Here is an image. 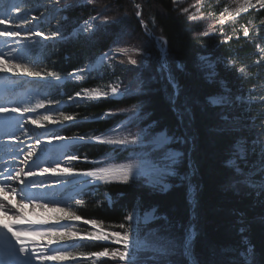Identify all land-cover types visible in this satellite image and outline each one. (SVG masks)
<instances>
[{"label":"trees","instance_id":"trees-1","mask_svg":"<svg viewBox=\"0 0 264 264\" xmlns=\"http://www.w3.org/2000/svg\"><path fill=\"white\" fill-rule=\"evenodd\" d=\"M94 1L61 0L59 3L58 26L64 38L46 41L43 45L50 48L47 54L52 58L51 64L62 74L61 77L65 76L57 87L68 99L76 93L85 94V90L90 93L98 90L105 76L119 73L120 89H127L128 94L120 98L101 96L94 100H80L75 106H63L61 109L73 115L76 123L67 122L56 132L87 137L104 131L119 119L118 124H124L126 119L122 116L137 109L139 113L133 123L139 121L141 126L153 125L150 133L166 130L173 138L171 146L180 148L183 154L176 166V174L167 178V190L148 185L142 178L127 184L118 180L103 182L98 185L97 196L91 198L89 189H86L83 203L74 208L75 214L83 221L94 219L109 231L123 232L125 229L118 226L125 224L126 212L133 205L137 204L141 211L155 208L157 219L146 224L144 235L142 232L141 235L144 237L149 231L156 230V236L171 237L182 245L191 228V260L194 264H246L239 252L245 250L247 245L252 248V264H264V205L260 203L264 195L258 197L256 190L241 188L238 191L227 186L233 172L224 165L225 149L233 136L214 131L220 123L222 108L208 103L209 96L226 91L231 106H225L223 111L230 117H240L243 112L246 92L255 83L253 76L241 74L240 68L243 66L251 73L260 72L257 69L259 62L256 60L258 54L255 45L259 38L264 41V6L239 13L234 23L228 20L221 27L215 24L217 29L233 26V32L223 41L221 37L225 33L217 37L205 34L206 25L180 12L174 0H101L99 4ZM137 4L140 5L139 9L136 8ZM137 11L141 14L139 17L136 16ZM90 16L96 19L90 23L91 28L86 35L74 34L73 28ZM140 20L146 25L143 26ZM249 21L254 24L259 36L251 42L242 34L239 26V23L247 24ZM144 30H151L152 37ZM254 36L252 30L251 37ZM155 38L164 39L167 69L162 65L164 62L161 61ZM111 47L128 49L138 64L128 63L126 55L109 56L107 61L114 62V71L113 68L101 67L90 69L87 73L79 71ZM137 49L140 50L139 55L135 53ZM202 54L215 58L212 76L209 68L200 62ZM123 65L126 66L125 70H121ZM74 71L77 76L73 74ZM169 74L177 85L175 90L169 82ZM45 88L49 92L53 90L48 86ZM237 97L240 99L237 100ZM261 103H264L263 98L254 99L250 105L258 106ZM236 104L237 108L234 106ZM174 108L182 114V121ZM106 109L114 113L102 116ZM240 123L242 130L234 136L248 140L246 126L242 121ZM72 150L78 154L85 152L88 157H100L101 153L112 151L114 159L118 161L125 159L128 153L107 144L91 142L73 146ZM254 179H259V176ZM105 193L111 198L109 205L103 199ZM71 225L80 235L92 231L82 221H73ZM242 227L245 229L243 233L240 232ZM72 243H76L71 249L72 256L77 258L65 259L66 264H120L112 257H102L97 261L87 259L90 253L104 247L113 250L116 247L113 243L81 241L78 238ZM140 255L143 259L151 253ZM168 262L190 264L189 258L182 255V248H177L166 259L147 260L146 264Z\"/></svg>","mask_w":264,"mask_h":264},{"label":"snow or ice","instance_id":"snow-or-ice-1","mask_svg":"<svg viewBox=\"0 0 264 264\" xmlns=\"http://www.w3.org/2000/svg\"><path fill=\"white\" fill-rule=\"evenodd\" d=\"M61 0H53V8L56 9ZM89 3L92 0H88ZM249 6L252 5V0H245ZM264 6V0H257ZM136 8L139 9L140 5L137 4ZM5 16L0 18V25H5L6 23H12L13 27H4L0 30V37H21L23 33V39L16 40L15 43L17 47L9 48L8 52H0V73H12L14 76H18L20 79L17 80H6L4 85L6 89L10 92L15 90V86L22 85L25 83L23 77L33 78L32 82H44V83H54L60 80V77L55 73L47 70H42L36 67L30 66L28 63L24 62V56L29 53L30 46H34L37 41L33 40V37H43L45 41L54 38H64L61 32V28L58 26L55 30L51 32L50 36L44 35L41 31H34L32 28L25 27L30 25L32 21H38L43 17H31L25 13L21 15V7L19 4L9 3L4 7ZM14 11L17 15L11 17L8 15L9 12ZM187 11V9H185ZM239 11V9H238ZM141 14L139 11L136 12V16L139 17ZM95 20L96 17H92ZM16 21H20L16 23ZM143 23V20H141ZM91 28L89 21H85L84 31L88 32ZM245 36L248 35L247 30L244 32ZM25 40L29 41V44H25ZM264 51V50H262ZM117 53L126 55L128 57V63L132 65H137L138 60L133 58V55L129 53L126 48H117ZM137 55L140 54V50H135ZM166 53L161 52V61H165ZM106 58L109 55L105 54ZM203 59V57L201 58ZM163 67L167 69L166 62L163 63ZM178 67H182L178 65ZM81 72H89L90 69H80ZM52 77L53 80L48 78ZM169 82L172 84L174 90L177 85L174 83L171 74H169ZM12 85V88H8ZM139 91V89H137ZM128 94V90H120L119 84L110 86V93H90L85 90V95L81 96V93H76V97L80 100L88 101L98 99L101 95L108 97L124 96ZM178 94V93H177ZM76 97H69V101L75 106L78 105L79 101ZM237 100L240 98L237 97ZM61 101H49L48 107L45 103L40 102L35 107H21L19 104L15 106L5 105L0 106V113H19V118L16 119L14 127L17 128L18 135L15 136L16 140L20 139V136H29L28 129L25 128V122L35 125L37 128L45 127L48 123L59 124L62 128L65 126V122L69 124H75L76 118L73 115L65 114L63 110L59 107ZM208 103L210 106L216 107L220 106L222 111L219 115L220 123L214 129L217 134L224 136H233L232 142L225 149V167L232 170L233 175L229 177L228 187L237 189L238 191L243 189L256 190L255 194L259 197L264 195V142L259 139H253L251 141L247 140L242 136H234L235 133H239L242 130L243 125L240 123L239 117H230V115L223 111L225 106L230 107L231 102L225 98L222 102L220 98L209 97ZM173 104H175V99H173ZM55 105V106H53ZM37 109H44L45 114H37V118H32L31 116H25L26 113H37ZM174 111L178 112V118L183 120L182 114H179V110L174 108ZM127 111V110H122ZM50 112H59L61 120H54L53 116L49 114ZM108 115V114H105ZM120 128H125L126 125H120ZM153 125H149L144 128L139 133L127 132L126 134H117L114 138H106L101 136H96L94 139L100 143L113 146L116 150L120 152H129V156L126 158L128 160L125 164L112 165V166H99L91 170L76 172L72 167H61L60 160H52L49 157L51 164H55V167H41L36 164L35 160L32 158L37 156L38 152H45L46 149L43 148V143L41 139L37 136L35 140V146L28 145L27 151H24L23 143L18 145L16 148L15 155L13 159H16L19 155H23V160L21 163L25 167L19 170L7 168L0 172V214H3L2 220H7V222H2L0 220V264H43L46 260H64L67 258L76 259L72 256L70 248L74 245H65L59 243L60 241H68L73 238L78 237L81 241H111L116 245L122 246V248L113 249L111 252L108 247H104L102 251L90 253L92 257H109L117 259L120 264H146L147 260L159 261L162 258L166 259L170 255L174 254L177 248H182V255L188 257L190 260L192 258L191 253V241L192 236H188L183 244H179L178 241L167 236H156V230H151L143 238L140 236V224L141 220L144 224H148L151 220L157 219L154 215L156 209H151V212H146L143 218H141L138 211H134L125 217L130 223L126 226L121 223L118 227L125 229V231H91L86 235H79L77 232L72 231L68 226L60 223L61 220H80L81 217L77 216L74 212H70L67 208L63 207H53L48 209L49 202L39 203L38 197L32 194V189L40 190L45 185V180L37 181L36 179H29V177L48 176L55 177L59 174L68 175H80L84 177L92 178V182H105L110 183L112 180H118L121 183L127 184L129 181H137L141 177L145 178L147 182L153 186L160 185L162 190H167L169 185L164 183L165 177L175 175L173 171V166L177 164L178 157L181 156L179 152L169 151L167 154L160 157L158 160L152 158L153 152L156 149H161L167 145L172 139L164 132H159L149 139V130ZM114 133L117 131L115 128L112 130ZM92 137L84 136H73V137H62L59 135H52L48 137L46 142L51 145L53 141H65L68 140L72 144H81L85 142H91ZM183 143V141H180ZM154 146V147H153ZM252 155L257 156V160L254 163L249 162V157ZM68 161H77L80 157L76 154H68ZM87 160V157L84 158ZM97 165H103L104 161L93 162ZM243 165V167H242ZM39 168V173L35 171ZM248 168V171H245ZM259 176V179H254ZM238 186H240L238 188ZM246 194H252L247 192ZM19 197L17 204H13L9 197L15 198ZM32 204L33 207L45 208L52 212L64 213V215L57 217L55 223L48 225L47 220H28L23 215V209L27 207L24 202ZM77 204H82L83 200H77ZM260 203L264 205V200H260ZM166 219V218H165ZM84 224L92 225L94 228L97 226L96 220H84ZM245 229L240 228V232L243 233ZM29 237H47L48 245L57 243V247H47L45 250L41 251L37 246L35 239H29ZM150 237H154L150 239ZM51 253V254H49ZM141 253H151V255L141 258ZM245 259L246 264H252V248L248 247L247 253L241 251L239 254ZM170 264V262H168ZM194 264V262H193Z\"/></svg>","mask_w":264,"mask_h":264},{"label":"rangeland","instance_id":"rangeland-1","mask_svg":"<svg viewBox=\"0 0 264 264\" xmlns=\"http://www.w3.org/2000/svg\"><path fill=\"white\" fill-rule=\"evenodd\" d=\"M92 1H94V0H92ZM100 1L101 0H95L94 2H97V4H99ZM174 1L176 3L177 9L180 12L184 13L190 19H193L194 21H198L201 25H206L205 34L217 37L220 34L225 33L221 37L223 41L227 40V36L231 35L229 33L233 32L234 29H233L232 25L227 26L225 28H223V26H222V28H220L221 25L225 24L228 20L232 21V23H234L233 20L238 16L239 13H243L246 10H249L253 7L262 6L260 3H257V0H252L253 6H249L245 2V0H174ZM10 2L14 3V4H19L21 7V13L20 14L24 15L26 13L29 16L30 20H31V17H33V16L41 17V14L43 13V17L41 19H39L38 21H32L30 25L25 26L26 28L30 26L32 28V30L41 31L44 33V35L50 36L51 32L58 27V16L60 14L58 12V9L60 8V6L58 5L57 8L54 9L53 8V0H0V18L5 16L4 7H5V5L9 4ZM185 9H187V11H185ZM238 9H239V11H238ZM254 9H256V8H254ZM8 15L11 17H15L17 14L14 11H12V12H9ZM87 21H89V22L91 21V16L88 18ZM19 22L20 21H16V23H19ZM140 22H141V20H140ZM217 23H218V25H220V27L218 29L215 26V24H217ZM245 23L246 22L239 23L242 34L245 35L244 32H245V30H247V32L249 33L246 36L247 40L250 42L254 39L257 40L259 38V36L257 35V32L255 31L256 27H253L254 24L252 23V21H249L247 24H245ZM142 25L144 26L146 24H142ZM13 26L14 25L12 23H6L5 25H0V30H2L4 27H13ZM251 27H253L252 30H253V34L255 35L254 37H251V31H252ZM84 28H85V23L79 25L77 30H73L74 34L78 33L80 35H84V34L86 35L87 32L84 31ZM144 31H146V30H144ZM146 33L149 37H152V35H153L151 30L146 31ZM20 39H23V33H22L21 37H8V36L0 37V52L6 53V52H8L9 48L17 47L15 41L20 40ZM32 39L37 41V43L34 46H30L29 53L24 56V62L28 63L32 67H36V68H39L42 70L51 71V72L55 73L56 75L61 76L62 74L60 72H58V69L55 68L51 64L52 58L49 57V55L47 54V52H50V48L49 47L47 48V46L43 47L44 43L46 42L43 39V37H33ZM56 39L57 38L47 40V41L53 42ZM259 40L260 41L256 43L255 47H256V52L258 54L256 60L259 62V63H257L258 64L257 69L260 72L258 73L256 71H253L251 73L249 70H247L243 66H241V68H240L241 74L253 76V82L255 84L253 86H250L248 91L246 92V95H245L246 98L244 100L245 105L242 108L243 112H241V115L239 118H240V121H242L244 123V125L246 126V129H247L248 134H249V136H248L249 141H251L253 139H259L261 142H264V103L258 104V106L257 105L256 106L250 105L251 102L254 101V99L258 100V99L263 98V100H264V51H262V50H264V41L261 40L260 38H259ZM154 41L156 42V45L160 49V52H161V49L164 48V46H163L164 45V39L163 38H155ZM24 42H25V44H29V41H27V40H25ZM32 53H34L35 55L33 56ZM100 55L101 54L96 56V58L94 59V62L98 61L100 59L99 58ZM145 55L149 56V53H146ZM202 57H203V59H201ZM214 61H215V58L208 56L207 54H202L200 56V62L202 65L209 68L210 76H212L214 74V71L212 70V67L214 66ZM93 63L87 64L85 67H83L81 69H90V68L91 69H98L101 67V68H108L109 70H112V68H113V71L115 70V68L113 67L114 62L111 63L110 61H107V58L102 59L101 62H98L94 67H91L96 62L94 64ZM162 65H163V63H162ZM125 68H126L125 65L121 66V70H125ZM75 72L76 71H74L73 74ZM71 74H67V76H70ZM74 75L77 76L76 74H74ZM118 75H119V73H117V74L114 73L111 76H105L104 80L101 81V87L98 90H95L91 93H93V94L110 93V86H113V85H115L121 81V79ZM16 77H18V76H14L12 73H0V89H4V87H5L4 82L6 80H9V79L14 80ZM27 78H29V77H27ZM30 79L33 80V78H30ZM48 79L51 80L53 78L49 77ZM46 86L51 87L53 90H50V92H47V90L44 88L42 90H40L42 87H46ZM30 87H31L30 89L24 88L23 91H28L27 93H25L26 95L28 93L30 94L29 98L32 100L31 105L27 106L26 104H24V105L21 104L20 105L21 107H29V108L35 107L40 102L45 103V106L48 107L49 101H61L62 103L59 105L60 108H62L63 106H64V108H66L68 105L72 104L69 101V98L66 99L63 96V94H64L63 91L59 90V88L57 86H54V83L32 82ZM8 88H10V87L8 86ZM224 88H225V86H224ZM83 95H85V94L81 93V96H83ZM101 96H103V95H101ZM72 97H76V94L73 95ZM209 97L220 98L222 100V102L225 98H227L228 101L230 100L229 95L227 94L226 91L215 93ZM76 99L80 103V98L76 97ZM53 106H55V105H53ZM234 106L236 108L238 107L237 104ZM64 108L61 110H63L65 112ZM122 110L123 109H121V111ZM113 113H114L113 110L106 109L102 112V116H105V114H113ZM7 114H13V113L9 112ZM15 114L17 115L18 113H15ZM37 114L43 115V114H45V110L44 109H37V113L29 112V113H26L25 116H31L32 118H37ZM49 114H51L53 116L54 120H61L62 119L59 116V112H50ZM137 115H138V111H136L135 113H132L131 115L125 117L124 119H126V122L122 125H126V127L123 129L119 127L121 125V123L118 124L121 121V119H119L115 123H112V125H110L108 128H106L104 131L95 133L93 135H89L90 137L93 138L92 143H100L94 139L96 136H101V137H106V138H114L117 136V134L122 135V134H126L127 132H131V133L141 132L144 128H147L148 126H141L139 124V121L132 123L133 119H135ZM65 123H67V122H65ZM24 126L26 129L30 130L29 136L31 137V140L33 139V136H40V137L44 136L42 138L48 139V137H50L54 134L56 135V129L61 127L58 123L57 124L48 123L45 127L37 128L35 125H32V124L27 123V122H25ZM114 128L117 130L115 133L112 131ZM45 129H47V133H46L47 136L41 135V133H40L42 130H45ZM159 132H164V130L158 131L156 133H150L149 139ZM43 134H45V133H43ZM61 136L65 137L63 135H61ZM73 136H75V135H73ZM73 136H71V137H73ZM169 137H171V136H169ZM7 138H9V137H7ZM26 138H28V137H26ZM68 138H70V137H68ZM10 139H14V137L12 136ZM172 139L163 148L156 149V151L153 152L152 158L154 160H156V158L159 159L163 155L167 154V152H169V151L179 152V153H181V156H182L183 152L180 150V148L175 147V146H171ZM2 140H4V138H2ZM9 141H11V140H9ZM54 142L55 141H53V143ZM57 142H59V141H57ZM32 144H33V142H32ZM76 145L77 144H74V145L69 146L67 149H64L63 150L64 154L60 153L61 151L58 148H56V149L52 150L49 153V155L52 158H56L57 156H59L57 159H59V160L65 159L66 161H68L66 158L67 155H65L66 150H68L70 152V154H76L80 157V159L77 161H68L67 162L68 167L73 168L74 164H76V167L78 168L77 170L74 168V170L76 172L86 171V170H83V169H85V167L84 166H78L77 162H82L81 159L83 157L85 158L88 156H86V154H84L85 152H83L82 154H78L77 152H74L72 150V147L76 146ZM109 153H107V152L101 153L100 157H98L100 160H98V161H104V164L103 165L91 164L92 166H90L91 167L90 170L95 168V167H99V166H112L113 164L114 165L119 164L118 162H120V161L114 159L112 151H109ZM127 156H129V153L127 154ZM181 156L178 157L177 164H175L173 166V171L175 172V174H176V166L180 162ZM19 160H23V159H19ZM256 160H257L256 155H252L249 157L250 163H254V162H256ZM168 177H165V179H164L165 184L169 183L167 180ZM141 178L144 180L145 183H147L148 185H151L147 182V180L145 178H143V177H141ZM90 179H92V178H88V177L82 178V176H80V175L79 176L74 175V176L63 177L62 181H63V183H65V182L68 183V185H67L68 187H65L64 189H60L61 191H59V190L55 191V193H57L55 195L69 193L68 191L71 189H72V192L75 193V195H73L71 198L64 199V201L60 204L49 203L48 209H51L53 207H63V208H67L70 212H74L75 211L74 208L77 205L76 201L77 200H83L84 201V199H85L84 194H85L86 190L85 191L83 190L84 192L83 191L80 192V190H81L80 188L83 184L88 183ZM155 187H158V188L161 187L162 188V186H160V185H157ZM66 189H68V191H66V193H63V191ZM89 191H90V197L91 198H92V196H97L99 193L98 183L91 186V188H89ZM103 199L108 205L111 203V198L109 197L108 193L104 194ZM27 205L30 206L29 203H27ZM48 209L43 208V215H45V218H43V219L47 220L50 224L55 223V220L57 217L64 215V213L52 212V211H49ZM134 211H138L141 218H143V216L145 215L146 212H151V209L141 211L140 208L138 207V205L135 204L129 210H127L126 216L129 214H132ZM154 215H155V213H154ZM73 221H75V222L82 221V219H80V220L65 219V220H61L60 223L68 226L72 231H74L72 229V225H71ZM124 221H125L126 226L130 223L126 219H124ZM88 226L92 229V231H99L101 229L104 231H108L107 229L101 228V226H99L98 224L95 228L92 225H88ZM145 226H146V224H144L141 220L140 235H141V232H142V235H144L145 231L143 232V230H144ZM190 233L192 235V229L191 228H189L188 233L186 235V238ZM76 238H78V237H76ZM76 238H73V240H75ZM73 240L72 241L68 240L67 242L60 241L59 243L63 242L62 244L75 246L76 243L73 244L72 243ZM36 242H37V246L42 248V249H40L41 251L45 250L49 246L53 247V248L57 247V243H53L52 245H48V238L47 237H37ZM107 242H111V241H107ZM249 246L250 245H247L246 249L240 250V252L243 251V252L247 253V249ZM116 248H119V246L116 245V247L114 249H116ZM49 254H51V253H49ZM252 256H251V259H252ZM100 258H102V257H92L89 255V257L87 259H91L92 261H97ZM44 263H47V264H66V262H63V261L62 262H56L53 260H46V261H44Z\"/></svg>","mask_w":264,"mask_h":264},{"label":"bare ground","instance_id":"bare-ground-1","mask_svg":"<svg viewBox=\"0 0 264 264\" xmlns=\"http://www.w3.org/2000/svg\"><path fill=\"white\" fill-rule=\"evenodd\" d=\"M19 79L18 77H16L14 80H17ZM25 79H27V82H26V85H24L25 88H27V86H29L30 84H32V79L30 78H27L25 77ZM21 86V85H19ZM23 87V88H24ZM11 88V87H10ZM2 91H7L8 89H6V87H4V89H1ZM17 90H20V87L17 88ZM24 90V89H23ZM24 93H27L28 91H23ZM19 118V114H5V113H1L0 114V172H3L6 168L8 170H12V169H20L22 168V163L21 161L22 160H19V159H23V155H19L16 159H13V156L15 155V152H16V148L18 145H21V142L23 143V148H24V151L26 152L27 151V147L28 145H33L35 146V140L37 138V136H33V139L31 140V138H21L19 140H16L15 139V136L18 135L12 128L11 126L14 125L16 119ZM41 135H45L47 136V129L45 130H42L41 132ZM45 133V134H43ZM14 137V139H12V142H6L5 140H2V138H7L9 137V139L11 137ZM42 143H43V148L47 150V147H50L51 145H56V146H61V147H67V146H70V141L68 140H65V141H59V142H56V143H52L51 145H49L46 140L47 139H44L40 136H38ZM33 142V144H32ZM46 152V151H45ZM45 152H38L37 153V156H34L32 159H37L35 160L36 164L42 166H48V167H55V164H51L50 161H49V157L50 155H46ZM59 157V156H58ZM52 159V157H51ZM41 160V161H40ZM52 160H55V159H52ZM156 160H158L156 158ZM40 161V162H39ZM68 161H66L65 159L63 160H60V165L61 167H68ZM127 162H121L117 165H120V164H125ZM114 165V164H113ZM105 167H108V166H105ZM38 169V168H36ZM39 173V171L37 172V174ZM61 175H66V174H61ZM39 176V174H38ZM40 177H43V179L41 180H45V185L44 187H42L40 190H37V189H32L31 192L32 194H34L35 196L38 197V201L39 203H43L45 202L43 200V197H48V198H52L51 201H48L49 203L51 204H60L64 201L65 198H63L62 196L60 197V195H55L57 193H55L54 191H51V189L48 188V183H47V180H49V177L47 174L45 176H40ZM35 177H29V179H34ZM82 178H84V176H82ZM90 178V177H88ZM50 185V184H49ZM9 199H11L12 203L14 204V198L12 197H9ZM19 200L15 201V203L17 204ZM25 204L28 203V201H25L24 202ZM48 203V204H49ZM30 204V203H29ZM30 207L29 209H27L26 207L23 209V215L26 217V219L28 220H44L43 218H45V215H43V208H38V207H33L32 204H30ZM3 214H0V217L2 216ZM1 220V218H0ZM54 224V223H52ZM52 224H48V225H45L44 227H47V226H50ZM141 238H143L142 235H140ZM29 239H35L37 240V237H29ZM39 264V262H38ZM43 264H47V263H44Z\"/></svg>","mask_w":264,"mask_h":264},{"label":"water","instance_id":"water-1","mask_svg":"<svg viewBox=\"0 0 264 264\" xmlns=\"http://www.w3.org/2000/svg\"><path fill=\"white\" fill-rule=\"evenodd\" d=\"M142 24H146V23L143 21V23H142ZM161 52H162V49H161ZM163 52H164V48H163ZM190 235H191V233H190L188 236H190ZM188 236H187V237H188ZM189 262H190V264H193V261H192V260H190V259H189Z\"/></svg>","mask_w":264,"mask_h":264}]
</instances>
